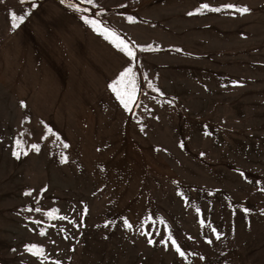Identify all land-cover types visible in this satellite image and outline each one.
<instances>
[{
	"label": "rangeland",
	"instance_id": "obj_1",
	"mask_svg": "<svg viewBox=\"0 0 264 264\" xmlns=\"http://www.w3.org/2000/svg\"><path fill=\"white\" fill-rule=\"evenodd\" d=\"M77 22L121 57L117 77ZM126 68L131 139L91 132L96 90L120 102L110 85ZM57 261L264 264V0H0V264Z\"/></svg>",
	"mask_w": 264,
	"mask_h": 264
},
{
	"label": "crops",
	"instance_id": "obj_2",
	"mask_svg": "<svg viewBox=\"0 0 264 264\" xmlns=\"http://www.w3.org/2000/svg\"><path fill=\"white\" fill-rule=\"evenodd\" d=\"M39 8L40 7L37 9ZM66 22L67 21H64V24L60 26V28H64V26L70 27L69 23L66 24ZM76 24H78L77 27L81 29V31L84 33V38L87 40V42L82 45L81 48L87 47L90 51H93L94 55L98 57V60H101V62L111 70L110 75L117 77L122 68L120 67V64L122 63L121 57H119L118 54L113 51V48L110 46V44L105 43L94 30L89 28V26H86V24H81V22H77ZM87 73V68H84L82 74L79 73V76L84 80L86 79ZM78 82L83 83V81ZM45 83L48 84L47 82ZM69 83L71 84L70 80ZM60 89L61 87L58 88V90ZM98 90L99 88L96 90L97 94L102 96L104 99L101 100V108L98 111H89V116L87 117L86 121L91 123L90 131L95 133L98 130L100 132V136H111L122 140H124L123 138L131 139V114L118 100L112 101L109 98L107 88H104L103 94L98 93ZM78 92V90L74 91L76 97L78 96ZM63 96L69 97V93H65ZM71 103L80 106V104L78 102L76 103V101H72ZM96 116H99L100 120H98ZM98 123L100 124L99 127H97ZM102 124L106 125L107 127L103 128ZM108 133H110V135Z\"/></svg>",
	"mask_w": 264,
	"mask_h": 264
},
{
	"label": "snow or ice",
	"instance_id": "obj_3",
	"mask_svg": "<svg viewBox=\"0 0 264 264\" xmlns=\"http://www.w3.org/2000/svg\"><path fill=\"white\" fill-rule=\"evenodd\" d=\"M62 3L65 2V0H61ZM85 3L92 5L94 3V0H84ZM33 8L36 6L35 3H32L31 5ZM69 7L73 8L75 11L80 12V11H88V9H81L79 7L78 4L76 3H70ZM204 10L206 11H213V12H220L222 9H232L235 12H238L240 14H245L247 12L250 11V9L247 8V6H238L235 4H223L220 6H210L208 3H202L201 6ZM201 11L200 8L196 9V12L199 13ZM193 13H189V15H192ZM25 19L24 15H19L17 16L16 13H12L11 16V27L13 29H15L16 27H18L19 23L23 22ZM82 19L84 20L85 23L91 25L97 32H99L101 35H104L106 39H110L112 37L115 36V33L109 29L108 27L102 26V22L98 21L96 19H92L89 18V16L85 15L82 17ZM129 20L131 21L132 18L130 17ZM112 42L114 44H116L117 48H121L124 52H126V54L129 57H135L136 53L132 50L131 47H129L128 43H126L124 40H117V39H113ZM133 77V69L132 68H126L121 74H120V79L116 80L113 82L112 85H110L112 91L116 94L117 98L120 100V103L126 108L129 109L132 105V103L135 101V93H136V88L133 87L131 92H127L121 91V88L119 87L126 78H129L128 82L131 83L132 82V78ZM21 105L24 106V102H21ZM20 141H17V144H19ZM65 147H68V145H65ZM181 147H183V145H181ZM33 148L36 149L37 151H39V145H33ZM14 155H17V153H14ZM64 162H66L67 158L64 157L63 158ZM180 195H184L183 193H180ZM36 211H40L39 208L35 209ZM196 211L199 213L200 209L199 207L196 209ZM243 211L245 213L249 212L250 210L248 208H244ZM49 215H51V213H49ZM60 219H65V217H59ZM36 223H39V221H37ZM201 223L203 224L204 221L201 220ZM124 224L126 227L128 228H132V224L129 223V221L127 219L124 220ZM212 232L214 234H216V238L219 239L220 238V233L217 231V229L213 228ZM144 235H146L147 237H151V233L148 232H144ZM160 234V233H157ZM41 235H44V232H41ZM168 240L171 241V244L175 247V251L177 253H179V255L181 257L185 256V252L181 249V246L177 243V241L173 238V236L171 234L168 235ZM149 244L154 243L153 239L149 238L147 241ZM161 242H164L163 239V235L161 234ZM209 243H211V240L208 241ZM27 250L29 252H32L34 249L38 248V245L36 244H29L26 246ZM39 252L43 253V248H39ZM56 264H59V261L56 262Z\"/></svg>",
	"mask_w": 264,
	"mask_h": 264
}]
</instances>
